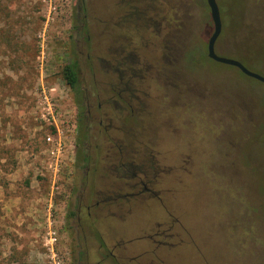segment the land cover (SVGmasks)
Here are the masks:
<instances>
[{"label": "rangeland", "instance_id": "1", "mask_svg": "<svg viewBox=\"0 0 264 264\" xmlns=\"http://www.w3.org/2000/svg\"><path fill=\"white\" fill-rule=\"evenodd\" d=\"M240 1L215 51L264 75V0ZM212 31L206 0H0V264H264V84Z\"/></svg>", "mask_w": 264, "mask_h": 264}, {"label": "flooded vegetation", "instance_id": "2", "mask_svg": "<svg viewBox=\"0 0 264 264\" xmlns=\"http://www.w3.org/2000/svg\"><path fill=\"white\" fill-rule=\"evenodd\" d=\"M71 89L75 92V95H76V93L80 92L79 88H78V80H77V84H76L75 89H73V88H71ZM73 102L75 104L76 118H77L76 123H75L76 124V144H75L76 145V161H78L80 163V165L83 163H91L94 161L96 163L97 162L96 161V158H97L96 147L94 149V151H95L94 156H89L87 153H84V151L82 149L83 148L82 144L85 143V138H87L89 136V132L87 131L88 125L90 123L88 120V118H89L88 116L90 115L92 119L100 118V111H102L101 112L102 115L104 114V112L102 110V104L100 102H97V97L92 96V92H91V94L87 93V95H84L81 100L78 98L77 100H74ZM83 104L86 106V108H84ZM93 110L95 112L92 114ZM85 119H87L88 121L86 122ZM101 124H102V119H99L98 125H101ZM78 139H80L79 143H78ZM124 165H127V164L122 163L121 166H124ZM127 166H130L133 168V170H131V171H135L134 169L136 168V166H133L132 164H128ZM86 175L87 176H85L83 183H84V185H86V188H87L89 173L87 172ZM131 175L133 177L138 176L135 172H131ZM141 187H142V190L139 189L137 192L133 193V195L136 193H140V192H143V193L144 192H148V193L152 192V190L142 180H141ZM86 188H82V189L86 191ZM82 192L83 191L80 192V196H79V200H78V206L76 209L77 227L79 228L78 233H79L80 229H83L82 219L83 218L87 219L89 217V215L91 214L89 204H87L85 207H82V198H83ZM91 193H92V191H89V195ZM98 203H99V201H96V204H98ZM82 213H83V216H82ZM88 225L90 226V224H88ZM100 246L101 247L104 246V242L102 239H100ZM111 255L114 256L112 253H111Z\"/></svg>", "mask_w": 264, "mask_h": 264}, {"label": "water", "instance_id": "3", "mask_svg": "<svg viewBox=\"0 0 264 264\" xmlns=\"http://www.w3.org/2000/svg\"><path fill=\"white\" fill-rule=\"evenodd\" d=\"M206 2L209 6L210 16H211V20L213 23V31L207 40V47H206L207 48V56L216 62L227 64L230 66H234V67L238 68L243 74L264 83V75L248 69L238 59L229 58V57L222 56V55H219L216 53L215 42H216L217 38L219 37L221 30H222L220 10H219L217 0H206Z\"/></svg>", "mask_w": 264, "mask_h": 264}, {"label": "trees", "instance_id": "4", "mask_svg": "<svg viewBox=\"0 0 264 264\" xmlns=\"http://www.w3.org/2000/svg\"><path fill=\"white\" fill-rule=\"evenodd\" d=\"M241 4H243V3L241 2ZM241 7H242V5H241ZM62 75H63V78H64L66 84L69 85L71 88L75 89L76 84H77V80H78V70H77L76 62H70V63H67L66 65H64V67L62 69ZM248 78L251 81L260 82L254 78L249 77V76H248ZM260 83H262V82H260ZM262 84H264V83H262ZM79 141H80V139H78V143H79Z\"/></svg>", "mask_w": 264, "mask_h": 264}, {"label": "built area", "instance_id": "5", "mask_svg": "<svg viewBox=\"0 0 264 264\" xmlns=\"http://www.w3.org/2000/svg\"><path fill=\"white\" fill-rule=\"evenodd\" d=\"M45 139V141L47 142V143H54L55 142V137L52 135V134H47L46 135V137L44 138ZM60 147H61V141H58L57 142V150H60ZM52 153L54 152V151H51Z\"/></svg>", "mask_w": 264, "mask_h": 264}, {"label": "crops", "instance_id": "6", "mask_svg": "<svg viewBox=\"0 0 264 264\" xmlns=\"http://www.w3.org/2000/svg\"><path fill=\"white\" fill-rule=\"evenodd\" d=\"M180 246V245H179ZM178 247V246H177ZM175 249V248H174ZM174 249H171V250H168V251H172V250H174ZM164 264H166V257H165V259H164Z\"/></svg>", "mask_w": 264, "mask_h": 264}]
</instances>
